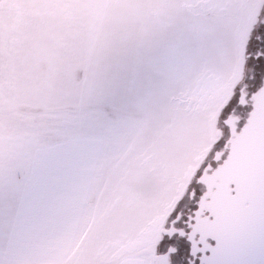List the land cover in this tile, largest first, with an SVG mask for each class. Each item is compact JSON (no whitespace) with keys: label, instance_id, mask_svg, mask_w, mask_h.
<instances>
[{"label":"snow or ice","instance_id":"6c2138e0","mask_svg":"<svg viewBox=\"0 0 264 264\" xmlns=\"http://www.w3.org/2000/svg\"><path fill=\"white\" fill-rule=\"evenodd\" d=\"M0 264H264V0H0Z\"/></svg>","mask_w":264,"mask_h":264},{"label":"rangeland","instance_id":"374dc122","mask_svg":"<svg viewBox=\"0 0 264 264\" xmlns=\"http://www.w3.org/2000/svg\"><path fill=\"white\" fill-rule=\"evenodd\" d=\"M220 107L222 105L216 108L210 118L198 120L187 125L173 142V155L182 165L183 171L189 178L194 176L197 169L200 168L203 157L212 149L216 134L225 130V125H223L224 128L217 126L221 118ZM177 191L183 192V189L178 188ZM117 214L116 212L112 215L106 224L108 230L122 227L119 221H115ZM113 223L116 224L114 228H112Z\"/></svg>","mask_w":264,"mask_h":264},{"label":"flooded vegetation","instance_id":"af4514ba","mask_svg":"<svg viewBox=\"0 0 264 264\" xmlns=\"http://www.w3.org/2000/svg\"><path fill=\"white\" fill-rule=\"evenodd\" d=\"M241 114L237 113V112H233L231 114H229L226 118L221 119L220 117V123H217V126H221L224 128L223 125H225V130L224 131H220L218 134H216V136L214 137V145L212 147L211 150H209L205 156L203 157V160L201 162L202 163H207L208 165H211L213 162H215L218 158L219 155L223 152V148L216 150L215 146L216 144L221 141L224 140L225 141V146H227V141L230 138V134L234 129L237 117H239ZM221 127H219L221 129ZM195 176V174H194ZM194 176L192 178H194ZM189 196H191V192H189Z\"/></svg>","mask_w":264,"mask_h":264},{"label":"trees","instance_id":"16d2710c","mask_svg":"<svg viewBox=\"0 0 264 264\" xmlns=\"http://www.w3.org/2000/svg\"><path fill=\"white\" fill-rule=\"evenodd\" d=\"M136 210L137 208L135 206L122 205L121 208L117 211L118 214L115 221H119L122 227H131L132 225H134L138 214V211ZM115 225L116 224L113 223L112 228H114Z\"/></svg>","mask_w":264,"mask_h":264}]
</instances>
